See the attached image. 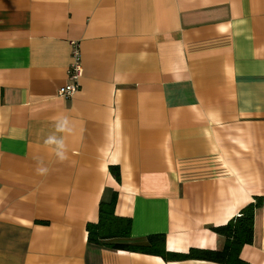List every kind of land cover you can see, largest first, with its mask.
<instances>
[{"label":"crops","instance_id":"crops-1","mask_svg":"<svg viewBox=\"0 0 264 264\" xmlns=\"http://www.w3.org/2000/svg\"><path fill=\"white\" fill-rule=\"evenodd\" d=\"M255 200L264 264V0H0V264H219L87 225L112 202L129 242L220 250Z\"/></svg>","mask_w":264,"mask_h":264},{"label":"trees","instance_id":"trees-1","mask_svg":"<svg viewBox=\"0 0 264 264\" xmlns=\"http://www.w3.org/2000/svg\"><path fill=\"white\" fill-rule=\"evenodd\" d=\"M259 204L255 200L226 224L212 228L225 239L220 250L194 248L186 254L166 255L162 234L149 235L144 243L129 242L130 221L114 215L112 202L101 203L97 223L87 225L88 242L104 244L114 250L158 254L169 260L196 259L219 264H248L239 257V253L244 245L253 240V215Z\"/></svg>","mask_w":264,"mask_h":264},{"label":"built area","instance_id":"built-area-1","mask_svg":"<svg viewBox=\"0 0 264 264\" xmlns=\"http://www.w3.org/2000/svg\"><path fill=\"white\" fill-rule=\"evenodd\" d=\"M71 65L68 70V78L70 82L58 90L59 96L70 98L79 88V78L82 75V66L80 54L76 43H71Z\"/></svg>","mask_w":264,"mask_h":264},{"label":"clouds","instance_id":"clouds-1","mask_svg":"<svg viewBox=\"0 0 264 264\" xmlns=\"http://www.w3.org/2000/svg\"><path fill=\"white\" fill-rule=\"evenodd\" d=\"M59 127H61V128H62V127H63V125H60Z\"/></svg>","mask_w":264,"mask_h":264}]
</instances>
